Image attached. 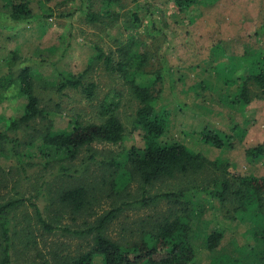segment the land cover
Wrapping results in <instances>:
<instances>
[{
  "label": "rangeland",
  "instance_id": "1",
  "mask_svg": "<svg viewBox=\"0 0 264 264\" xmlns=\"http://www.w3.org/2000/svg\"><path fill=\"white\" fill-rule=\"evenodd\" d=\"M88 5L89 0L44 3L33 0L36 19L17 23L11 19L10 9L0 4V78L11 72L17 75L21 68L30 67L36 78L37 94L47 106L52 128L56 130L72 128L75 119L72 113L82 114L85 121L100 122L96 114L102 101L118 105V116L127 130L125 139L118 145L95 144L83 149L75 160L58 155L44 159L37 138V131L44 123L39 121L29 131H20L18 154L13 153V142H0V205L21 198L28 200L9 215L11 264H59L89 250L92 236L72 235L60 228L83 231L95 226L100 216L131 203L140 192L138 180L131 181L123 195L113 192L111 185L114 182L111 159L115 157L120 163L121 154L133 147H144L142 132L133 127L138 103L119 75L108 71L102 63L95 67L90 78L98 84L99 93L93 103L75 92H55L59 74L82 73L98 54L96 45L107 54L112 51L118 56V50L135 37L130 46L149 59L145 75L139 77L141 84H149L156 72L163 77L156 88H161L157 109L167 111L170 120L164 140L184 144L211 160L222 158L230 163L231 173L264 176V155L256 159L246 155L249 148L264 147V98L254 99L245 108L232 107L225 100L237 91L238 85L228 86L226 82L235 69L238 74L244 73L247 63L239 62V58L245 50H264V0H200L188 13L178 12L174 0H126L122 8H112L123 16L119 23L104 31L87 24ZM95 10H103L100 2L95 4ZM130 10L139 12L143 21L140 29L125 28ZM190 17L197 18L195 23H190ZM218 45L221 49L214 54L212 49ZM202 85L205 87L201 88ZM0 97L4 99L0 103L1 132L10 120L23 114L26 100L18 96L15 85L0 89ZM237 126L244 133L233 140V148L218 149L200 138L205 128L233 137ZM74 185L93 188L96 198L86 211L77 215L56 199L63 188ZM173 185L157 184L152 194L174 188ZM197 199L202 212L196 225L200 227L198 231L202 235L215 229L224 231L219 256L239 258L243 247L256 244L249 218L231 220L218 202L204 194ZM35 207L49 225L58 228L56 231L43 227ZM167 210L166 202L149 208L127 207L108 225L106 235L118 240L123 228L134 230L137 221L160 216ZM125 235L132 238L130 233ZM135 239H138L136 235ZM208 261L206 254L205 262ZM95 264H100L99 259Z\"/></svg>",
  "mask_w": 264,
  "mask_h": 264
},
{
  "label": "trees",
  "instance_id": "2",
  "mask_svg": "<svg viewBox=\"0 0 264 264\" xmlns=\"http://www.w3.org/2000/svg\"><path fill=\"white\" fill-rule=\"evenodd\" d=\"M33 0H0V4L10 9V17L17 23H29L36 19L32 9ZM41 3L52 0H37ZM100 2L103 10H95V4ZM89 0L86 22L93 27L103 29L114 28L123 17L114 9L123 7L126 0ZM137 2V0H131ZM200 0H174L180 13H188L196 8ZM218 2V0H210ZM114 6V7H113ZM109 9V10H106ZM124 21L126 29H140L142 18L137 10H130ZM196 17H190L193 24ZM135 37L130 43L118 50L116 56L112 51L106 53L96 45L97 56L89 61L87 68L78 74L62 72L54 84L56 94L66 92L78 93L82 99L93 103L98 98L99 86L90 78L91 73L99 63L108 71L119 75L124 86L138 103L133 127L143 134L144 147H133L121 154L122 162L113 157L109 165L113 169V192L123 195L132 181L140 182L138 195L131 203L122 204L96 220L95 226L86 230L60 228L72 235L92 236L89 250L76 256L65 258L59 264H264V176H244L230 172V163L222 158L211 160L201 153L195 152L179 142H168L164 137L170 130V120L167 111H159L157 103L161 88L162 75L156 72V77L147 85L141 84L139 77L145 75L149 61L133 46ZM214 47V54L220 50ZM215 57V55H213ZM118 59V60H117ZM246 62L244 73L233 72L227 80L228 86H237L233 97L226 96L230 106L245 108L254 99L264 98V50L247 48L239 62ZM15 85L18 96L26 100L23 114L10 120L6 129L0 132V142H13V153L18 154L21 142L20 131H29L32 124L44 123L37 131L40 154L45 158L61 156L64 159L75 160L80 152L95 144L118 145L126 137V127L118 116V105L100 102L96 117L100 122L85 121L82 114L72 113L73 126L67 130L52 128L50 112L43 99L37 94L36 78L30 67L21 68L17 75L12 74L0 78V89ZM205 86L202 85L201 88ZM157 90L160 92L157 93ZM222 93V92H221ZM220 99V98H219ZM0 97V103L3 101ZM221 100V99H220ZM60 107V105H58ZM235 136H230L205 128L200 133L201 140L215 148H233V140L242 135L243 130L234 128ZM13 132V134H11ZM28 135L30 133H27ZM34 140L31 138L30 142ZM33 146V144H31ZM249 158L256 159L264 155V147L259 145L246 150ZM0 168V177H1ZM122 173L120 174V171ZM1 179V178H0ZM1 183V182H0ZM157 184H174V188L152 194V188ZM83 185L63 188L56 194L57 202L65 209L72 210L73 215L86 211L96 199L92 190ZM200 194L208 196L220 207L231 220L249 218L252 222L254 246L243 247L241 256L233 258L227 254L219 256V247L224 240V231L215 229L211 233L201 234L196 228L201 219V205L197 197ZM28 200L16 199L0 205V264L12 263V234L9 215L26 205ZM166 202L168 210L160 216H151L135 223V229L123 228L122 236L113 240L106 235L108 225L118 219L119 214L127 207L137 209L158 206ZM39 222L48 231L58 228L49 225L40 210L35 207ZM130 233L132 238H127ZM135 235L138 239H135ZM207 254L208 262H205Z\"/></svg>",
  "mask_w": 264,
  "mask_h": 264
}]
</instances>
